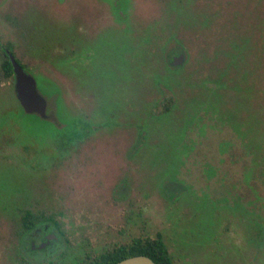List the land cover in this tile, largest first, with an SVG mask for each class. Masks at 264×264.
<instances>
[{"label": "rangeland", "instance_id": "rangeland-1", "mask_svg": "<svg viewBox=\"0 0 264 264\" xmlns=\"http://www.w3.org/2000/svg\"><path fill=\"white\" fill-rule=\"evenodd\" d=\"M26 212L55 223L51 255L20 251ZM158 237L171 264H264V0H0V264Z\"/></svg>", "mask_w": 264, "mask_h": 264}, {"label": "trees", "instance_id": "trees-1", "mask_svg": "<svg viewBox=\"0 0 264 264\" xmlns=\"http://www.w3.org/2000/svg\"><path fill=\"white\" fill-rule=\"evenodd\" d=\"M1 51L4 57L3 64L1 67L2 76L5 78H9L13 76V69L7 54L12 55V53L10 52L9 48H2ZM17 63L24 69V67L19 63V61H17ZM71 125L73 127V124ZM78 137L79 135L75 132V130H72L70 132L68 138L59 133H56L52 136L58 148H62L63 145L69 146L68 144L71 143L73 140L77 139ZM64 139H66L67 143H64ZM22 226L24 228V233L22 235L20 251H25V253L35 254L38 252L33 251L30 248V241L39 239L37 230H39L40 233H43L44 226H48L49 231L56 233L54 231V229H56V225L50 217L34 215L30 212H26L23 216ZM56 235L57 240L52 241L44 250H40V252H47L48 255L52 254V247H56L60 243V235H58L57 233ZM139 255L149 257L156 264H171V260L168 256L166 246L164 245L160 237L155 239L145 238L132 240V242L128 245L115 247L111 251H107L106 253L100 255L92 261H85L80 264H115L125 258Z\"/></svg>", "mask_w": 264, "mask_h": 264}, {"label": "water", "instance_id": "water-1", "mask_svg": "<svg viewBox=\"0 0 264 264\" xmlns=\"http://www.w3.org/2000/svg\"><path fill=\"white\" fill-rule=\"evenodd\" d=\"M180 56L176 62H181ZM15 78L14 91L20 106L26 114H36L41 119H46V100L39 94L34 78L25 73L22 67L17 63L15 58L8 54ZM174 64V63H173ZM45 245H39L38 249L44 248ZM115 264H156L149 257L139 255L125 258Z\"/></svg>", "mask_w": 264, "mask_h": 264}, {"label": "flooded vegetation", "instance_id": "flooded-vegetation-1", "mask_svg": "<svg viewBox=\"0 0 264 264\" xmlns=\"http://www.w3.org/2000/svg\"><path fill=\"white\" fill-rule=\"evenodd\" d=\"M8 55V54H7ZM11 55V54H10ZM13 56V55H12ZM14 57V56H13ZM16 60V59H15ZM23 69V68H22ZM24 70V69H23ZM25 71V70H24ZM25 73H27V72H25ZM28 74V73H27ZM14 75V74H13ZM30 75V74H29ZM14 93H15V91H14ZM15 96H16V94H15ZM16 99H17V97H16ZM17 101H18V99H17ZM18 103H19V101H18ZM20 105V104H19ZM21 107V106H20ZM21 109H22V107H21ZM23 110V109H22ZM46 110H47V108H46ZM24 112V111H23ZM36 115V114H35ZM36 116H38V115H36ZM39 117V116H38ZM40 118V117H39ZM43 120H46V119H43ZM21 230H22V232L24 233V228H23V226H22V223H21ZM43 233H40V231L39 230H37V234H38V240L36 239V240H34V241H30V248L33 250V251H38V252H40V250L42 251V250H44L52 241H55V240H57V235H56V233H54V232H51V231H49V229H48V226H44V228H43ZM33 237V236H32ZM42 244H44L45 245V247L44 248H42V249H38V247H39V245H42Z\"/></svg>", "mask_w": 264, "mask_h": 264}]
</instances>
